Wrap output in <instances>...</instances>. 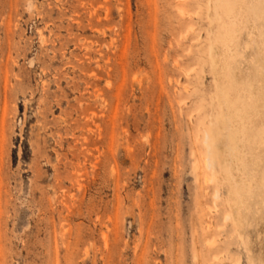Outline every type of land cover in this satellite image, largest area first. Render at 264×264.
Returning <instances> with one entry per match:
<instances>
[{"label": "rangeland", "instance_id": "rangeland-1", "mask_svg": "<svg viewBox=\"0 0 264 264\" xmlns=\"http://www.w3.org/2000/svg\"><path fill=\"white\" fill-rule=\"evenodd\" d=\"M262 137L264 0H0V264H264Z\"/></svg>", "mask_w": 264, "mask_h": 264}, {"label": "bare ground", "instance_id": "bare-ground-1", "mask_svg": "<svg viewBox=\"0 0 264 264\" xmlns=\"http://www.w3.org/2000/svg\"><path fill=\"white\" fill-rule=\"evenodd\" d=\"M234 1V0H233ZM223 15V14H222ZM222 18H223V16H222ZM232 26V25H231ZM234 28V27H233ZM222 37V36H221ZM217 46V45H216ZM215 47V46H214ZM211 49H213V46L211 47ZM216 52V51H215ZM213 56V55H212ZM212 58H214V57H212ZM215 61V60H214ZM216 63V62H215ZM217 64V63H216ZM217 67V66H216ZM213 68H215V67H213ZM229 85V84H228ZM222 86V85H221ZM231 86V85H230ZM229 86V87H230ZM217 88L219 89V87L217 86ZM227 88V87H226ZM217 89V90H218ZM222 89V88H221ZM230 89V88H229ZM225 90V89H224ZM228 90V89H227ZM231 93V92H230ZM221 94V93H220ZM217 95V94H216ZM218 95H219V91H218ZM220 96V95H219ZM231 96V95H230ZM247 96H248V94H247ZM249 96H251V95H249ZM248 96V97H249ZM219 98V97H218ZM227 98V97H226ZM232 99V98H231ZM215 100H217V99H215ZM218 103V102H217ZM227 103V102H226ZM242 103V102H241ZM247 103V102H246ZM214 104H216L215 102H214ZM222 104V103H221ZM220 104V105H221ZM252 104V103H251ZM219 105V106H220ZM252 106V105H251ZM219 108H221V107H219ZM223 109V108H222ZM250 109V108H249ZM234 122H233V120L231 119V118H228V117H226V120L228 119V122H226V120H225V125H224V127L225 128H227L228 130L226 131L225 129H224V127L223 128H221V126H219V119H221L220 117H222V116H220V114L219 115H217L216 116V119L214 120V122H213V124H212V129L209 131V132H207V134H206V142H205V144L207 143V147H208V151H209V157H208V165H209V167L210 166H213V165H215V163H218V162H216L217 161V159H218V161H219V163H221L220 165H223V167H224V171L222 172V174H218V175H216V176H218V178H219V180H220V176H222V179L224 180V178H226V179H229L230 180V185L231 186H233V179H234V175H232V172L231 171H233V172H235L234 170H235V168H238V167H240L242 170H243V172H244V158L242 159V160H240V162H242L243 164H241L239 161H237V162H239V164L237 163V165H238V167H234V166H236V164L234 163L233 164V162L231 161L230 162V160H228V159H230V158H232L231 157V155H233V156H237L238 157V155H239V157L241 156L242 157V155H244V145H243V143L246 141V140H248L250 137L248 136V134H247V132H246V128H247V125H246V123L244 124L245 126L243 127V129L242 130H239V131H236L235 130V128H234V126L235 125H237L236 127H239L238 126V124H235V122L237 121V120H239V119H241V120H244V118H245V113L247 112V110H248V108H247V106L246 107H244V106H241V105H237L236 103L234 104ZM250 111V110H249ZM244 113V114H243ZM215 115V114H214ZM224 116H225V114H224ZM247 116V115H246ZM235 119H236V121H235ZM223 120H224V118H223ZM221 121V120H220ZM210 122H212V120L210 121ZM211 124V123H210ZM240 128H242L241 127V125H240ZM208 129V128H207ZM225 130V131H224ZM236 131V132H235ZM248 131V130H247ZM227 132H229V133H226ZM239 132V133H238ZM237 133H238V135H239V138H238V135H237ZM261 133H263V131H261ZM226 135V136H225ZM256 137V136H255ZM224 139V140H223ZM261 139H264V137H262ZM241 141V145H239L240 144V141ZM219 141V143L218 144H223V143H225V144H223V145H227V147L225 146V148L229 151V152H227L226 153V151H224L223 152V150H222V155L220 154V152H219V150H218V144H217V142ZM222 141H225V142H223V143H221ZM250 141V140H249ZM261 144H264V140L261 142ZM223 145H221V146H223ZM220 145H219V147L220 148H222V149H224L225 150V148H223V147H221ZM219 148V149H220ZM223 153H224V156H223ZM231 154L230 155V158L228 157V158H225L226 157V155L227 154ZM242 154V155H241ZM223 157V160H221L222 159V157ZM237 157H235V159H238ZM244 157V156H243ZM225 159V160H224ZM233 160V159H232ZM236 161H234V162H236ZM218 163V164H219ZM234 166H233V165ZM241 164V166H239ZM217 165V164H216ZM255 165V164H254ZM247 167V166H246ZM246 169V168H245ZM254 170V169H253ZM246 171H247V169H246ZM215 172V171H214ZM213 172V173H214ZM216 174V173H215ZM240 174H241V170H240ZM246 175V174H245ZM214 176V175H213ZM212 178V177H211ZM214 180V179H213ZM228 180V181H229ZM235 180V179H234ZM253 179L251 178V182H253L252 181ZM226 181V180H225ZM235 183H236V181H235ZM235 187H236V185H234ZM252 186V185H251ZM249 187H250V183H249ZM232 190H233V188H232ZM248 190H253V189H248ZM260 190V189H259ZM238 189L237 188H234V192H232V191H230V193H229V195L230 196H232L233 195V193H234V195L236 196L237 194H238ZM248 193H249V191H248ZM256 193V192H255ZM217 194V196H220V194H221V190L219 191V192H217L216 193ZM246 194V193H245ZM251 195V194H250ZM252 195H253V193H252ZM254 196V195H253ZM261 196V195H260ZM233 197V196H232ZM246 198V197H245ZM250 198V197H249ZM252 198V197H251ZM262 198V197H261ZM230 199V198H229ZM228 199V200H229ZM231 199H233V198H231ZM264 200V199H263ZM229 202V201H228ZM250 202V201H249ZM234 203V202H233ZM252 204H253V202H252ZM229 205H230V203H229ZM248 205H250V204H248ZM261 206V205H260ZM245 207H247V206H245ZM236 208V207H235ZM241 208H243L242 206H241ZM252 208V207H251ZM231 209H232V207H231ZM238 207L235 209V210H237V212H238ZM262 209V208H261ZM234 210V211H235ZM242 210V209H241ZM248 210V209H247ZM249 210H250V208H249ZM248 210V211H249ZM234 211H233V209H232V212L234 213ZM243 212V211H242ZM256 212V211H255ZM239 213H241L240 212V210H239ZM260 213V212H259ZM245 215V214H244ZM226 217L227 218H232V219H236V217L237 216H233V215H230V213L229 214H226ZM246 217V216H245ZM230 218V219H231ZM238 219V218H237ZM239 220H240V218H239ZM247 220V219H246ZM238 221V220H237ZM256 221V220H255ZM241 222V221H240ZM244 222H246V221H244ZM249 223V222H248ZM237 225V224H236ZM249 225V224H248ZM248 225H247V228H248ZM238 226V225H237ZM244 228V227H243ZM236 230H238V228L236 229ZM248 231V230H247ZM246 231V232H247ZM244 233V232H243ZM241 235V234H240ZM243 236V235H242ZM241 236V237H242ZM250 236V235H249ZM247 237V236H246ZM243 238V237H242ZM248 240H249V238H248ZM247 240V241H248ZM247 243V242H246ZM248 244V243H247ZM251 264V263H250ZM258 264V263H257Z\"/></svg>", "mask_w": 264, "mask_h": 264}]
</instances>
